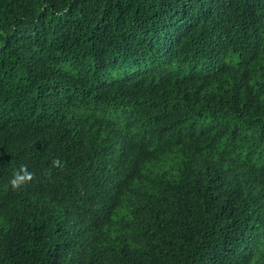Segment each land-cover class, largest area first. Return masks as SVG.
Listing matches in <instances>:
<instances>
[{
    "label": "trees",
    "instance_id": "16d2710c",
    "mask_svg": "<svg viewBox=\"0 0 264 264\" xmlns=\"http://www.w3.org/2000/svg\"><path fill=\"white\" fill-rule=\"evenodd\" d=\"M0 264H264V0H0Z\"/></svg>",
    "mask_w": 264,
    "mask_h": 264
}]
</instances>
